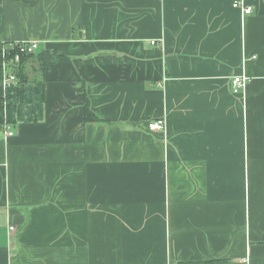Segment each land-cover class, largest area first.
<instances>
[{"label":"crops","instance_id":"1","mask_svg":"<svg viewBox=\"0 0 264 264\" xmlns=\"http://www.w3.org/2000/svg\"><path fill=\"white\" fill-rule=\"evenodd\" d=\"M26 42L44 118L7 123L4 59L0 264H264V0H0Z\"/></svg>","mask_w":264,"mask_h":264},{"label":"trees","instance_id":"2","mask_svg":"<svg viewBox=\"0 0 264 264\" xmlns=\"http://www.w3.org/2000/svg\"><path fill=\"white\" fill-rule=\"evenodd\" d=\"M15 52L11 53L10 58ZM7 57L6 59H8ZM19 66L14 64V73L17 74L18 83L16 85L10 86L7 89L6 99H5V118L7 123L14 124V122H28L35 121L39 122L43 120L44 114V92L43 83L31 81L29 74L25 70L28 63L38 60V66L40 71L46 68L45 61L42 55H27L20 58ZM4 57L2 55V50L0 49V78L3 77V65ZM86 108L85 116L87 121L98 122L99 118L95 116L92 111L90 102L85 99Z\"/></svg>","mask_w":264,"mask_h":264},{"label":"built area","instance_id":"3","mask_svg":"<svg viewBox=\"0 0 264 264\" xmlns=\"http://www.w3.org/2000/svg\"><path fill=\"white\" fill-rule=\"evenodd\" d=\"M234 8H238L242 10L243 13H246V14H251L253 12L251 7H246L243 5L239 6L238 3L234 4ZM156 44H157L156 42L152 41V45H156ZM38 49H39V45L36 42L20 43L18 44L17 49L15 50V53L12 55L10 60H13V62L17 64L21 61L20 58L22 56L34 55L38 51ZM2 54L5 60L7 57L11 56L5 50L2 51ZM4 65H6V62ZM3 75L5 76L4 78L5 88L16 85L18 83V78L16 74L8 73L7 70H5ZM248 82H249V78L246 75L233 77L231 81L233 93L238 94L241 90H245V87L247 86ZM163 125H164L163 121H159V122L150 124L149 128L151 130H159V129H162ZM7 135L8 137H12L14 133L9 131ZM9 231L10 232L15 231V227L14 226L10 227ZM243 263L248 264V260L247 259L244 260Z\"/></svg>","mask_w":264,"mask_h":264},{"label":"rangeland","instance_id":"4","mask_svg":"<svg viewBox=\"0 0 264 264\" xmlns=\"http://www.w3.org/2000/svg\"><path fill=\"white\" fill-rule=\"evenodd\" d=\"M3 55V54H2Z\"/></svg>","mask_w":264,"mask_h":264}]
</instances>
